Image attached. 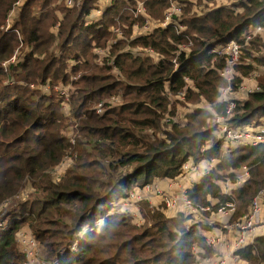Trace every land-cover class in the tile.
Wrapping results in <instances>:
<instances>
[{
  "label": "trees",
  "instance_id": "trees-1",
  "mask_svg": "<svg viewBox=\"0 0 264 264\" xmlns=\"http://www.w3.org/2000/svg\"><path fill=\"white\" fill-rule=\"evenodd\" d=\"M15 1L0 0V27ZM58 1L26 0L12 29L0 33V208L17 199L6 224L0 225V264H194L193 246L204 249L206 258L212 253L203 238L207 224L187 230L183 215L166 219L157 213L149 217L154 226L140 229L128 216L110 211L133 190L177 177L188 160L198 164L216 159L215 168L189 189L188 198L213 211L232 202V220L247 213L254 195L264 188V145L221 150L223 142L214 137L211 118L222 112L217 99L224 81L209 67L211 56L205 53L230 39L239 41L250 25L264 27V0H240L231 6L243 11L239 14L221 7L198 16L186 0L187 6L182 0H116L91 23L87 17L98 0H79L71 9ZM173 1L184 7L185 35L170 26L132 43L152 48L161 61L118 52L130 38L131 25L143 24V16L132 14L136 2H144L147 17L161 21ZM117 23L125 26V39L112 50L113 66L99 64L93 48L106 45ZM186 38L193 43L191 58L174 73L171 59ZM15 52L22 62L4 72L1 63ZM255 62L264 67V59ZM74 76L65 115L61 100L46 96L41 86L48 81L66 85ZM185 77L212 110L192 112L184 124L165 127L157 139L169 108L165 87L179 92ZM258 87L238 102L230 121L233 128L264 119V77ZM110 96H120L121 106L101 116L90 110ZM147 130L153 133L147 136ZM66 157L71 165L55 180L52 171ZM242 167L248 179L225 194L220 183L235 182L233 172ZM19 232L31 234L37 243L33 263L16 242ZM236 256L246 263L264 262V236Z\"/></svg>",
  "mask_w": 264,
  "mask_h": 264
},
{
  "label": "built area",
  "instance_id": "built-area-1",
  "mask_svg": "<svg viewBox=\"0 0 264 264\" xmlns=\"http://www.w3.org/2000/svg\"><path fill=\"white\" fill-rule=\"evenodd\" d=\"M114 1L116 0H111V3L113 4ZM25 2L26 0H16L14 2L10 11L6 15L3 25L0 27V33L9 32L12 29ZM61 2L67 9L78 7L79 5V0H59L57 4H60ZM182 7V4H178L176 2L170 3V6L165 11L162 20L155 21L146 16L144 2H136L135 10L132 11V14L134 18L143 16V24L141 25V23L139 24L138 22H134L131 25L132 37H130L128 44L138 40L139 38L150 36L155 30L166 29L170 26L175 28L177 34L185 35L186 27H183L181 24ZM97 13H99V11ZM197 14L204 15L205 12L198 10ZM94 20L95 18H93L91 22ZM87 21L89 22L90 20ZM56 27H58V25ZM124 28L125 26L119 25L112 27L111 31L114 38L110 39L103 47L95 46L93 48V53L97 57L100 64L113 66V56L111 55L112 50L118 44L116 37L119 38L124 35ZM54 31H56L55 28ZM256 36L264 37V27L250 25L241 34L239 41L231 39L222 45H218L208 53H205L206 57L211 56L208 64L209 67L216 69L218 76L224 81V86L220 88L219 97L217 99V103L222 106V112L219 114L213 113L211 118L214 128L213 135L216 139L223 142L224 149L232 147L235 148L241 145H248L252 147L264 145V123L259 124V126L249 124L240 128H233L230 126V121L236 114L238 102L241 101V99L247 98L249 94L259 91L257 81L259 76L256 72L250 74L246 79H241L240 82H237L236 72L243 53V48L248 44V41L251 40L252 37ZM192 48L193 43L189 38H186L184 42L176 46L174 56L171 59L172 71H174V73L180 72L182 65H185L186 61L191 58ZM120 54H130L134 58H150L154 61V63H158L163 59L162 56L149 47L142 48L139 46L132 47L130 45H126ZM22 60L23 57L20 56L18 52H15L10 60L1 63V68L4 72H8L10 67L17 66L20 62H22ZM116 73L118 74V72ZM76 79L77 76H74L68 84L60 85V87L55 88L54 91L56 96L62 101L63 105H69L73 91V83ZM184 83L183 88L176 93L169 89L168 86L165 87L163 95L169 103V108L166 110L163 118L164 124L171 125L177 123L175 120L177 112L175 111L174 113L173 109H171L172 105H174V103L178 100L182 101L189 89L195 90L194 84L189 78L185 77ZM50 86L51 82L48 81L47 84L42 87L45 94L50 92ZM29 87L35 89L33 84L29 85ZM121 103L122 100L120 97L110 96L106 100L94 105L90 110H92L97 116H101L108 109L121 106ZM190 112L192 111H188V113ZM187 117L188 115L182 117V122L179 124H184ZM217 163L218 161L216 159L206 161L203 163V168L198 170L195 168V164H193L191 160H188L181 167L180 174L177 177L165 180L168 192L161 189L158 184L155 185L154 183H151L149 185H145L142 188L144 198L142 199L133 192L130 193L129 196L123 198L119 206H117V213L124 214L128 217L132 214V221L135 222L138 219V216H135L134 209H137L138 203L148 200V194L152 193L159 197V210L174 212L177 213L176 215H183L186 219L184 225L187 230L196 225L198 226L199 224H207L209 227L216 229L214 220L210 217V221H208L206 215L211 216L217 214L228 218L234 215L235 204L232 202H225L218 209H216V211H213L211 206L195 205L188 198L187 193L194 184H197L206 175H208L215 168ZM241 169L244 170V177L247 178L249 176L247 168L242 167ZM239 183L240 180L236 179V182L232 183L229 179H227L225 182L220 183V187L224 190L225 194H230L231 189L236 186L238 187ZM116 205L117 203H115V206ZM132 205H134L133 209ZM149 208H153L152 205H149ZM103 222L104 220L102 219V222H99L98 224L102 225ZM263 222L264 188L260 189L252 198L248 206L247 213L232 224L231 229L234 233L232 234L230 242H227L223 238V233L221 231H218L217 233L207 232V234H203L206 246L212 249V251L222 252V256L219 257L213 253L211 257H201L200 259V256L205 253L204 250L198 246H193L191 251L196 259L194 264H246V262H243L236 256V253L237 251L252 244L251 241L253 234ZM16 237L18 246L25 252L29 262L33 263L39 251L34 238L31 234L25 232H19ZM72 245L73 248H75L77 242ZM222 249L225 251H222ZM227 259H230V263L227 262Z\"/></svg>",
  "mask_w": 264,
  "mask_h": 264
},
{
  "label": "rangeland",
  "instance_id": "rangeland-1",
  "mask_svg": "<svg viewBox=\"0 0 264 264\" xmlns=\"http://www.w3.org/2000/svg\"><path fill=\"white\" fill-rule=\"evenodd\" d=\"M101 1H103V0H101ZM234 1H236V0H229V3L234 2ZM174 2L175 1H173V3ZM176 3H178V2H176ZM178 4H180V3H178ZM183 8L184 7H182V10H183ZM235 11H237V8L233 12L235 13ZM224 43L225 42L220 43L219 45H222ZM248 45H250V46L248 47ZM217 46L218 45H216L215 48ZM263 59H264V37H260V36L252 37L251 40L248 41V44L243 48V53L241 55L240 63L237 66V69H236L237 70L236 71L237 72V81L240 82L241 79H246L250 75V72L252 70L256 71L259 74V80H261V78L264 77V67L258 65V63H256L255 61L256 60H263ZM246 66H250L251 70L248 71L246 69ZM261 73L263 74L262 76H261ZM60 85H61L60 83H58L57 85H51L50 86V92H48L45 95L46 96H52V95L56 96V93H55L54 90H55V88L60 87ZM42 87H44V86H41V88ZM35 88H36V86H35ZM106 99L107 98H104L101 101H104ZM61 107L63 109L62 112L65 115H69L70 104L69 105H63V103L61 101ZM116 109H118V108H116ZM171 109H173L174 113H175V111L177 112V116H176L175 120H176V122L178 124L182 122V120H181L182 117L187 116V115L190 114V113H188V111H190V110L193 111V112H195L196 110H203V109H207L209 111L212 110L210 105H209V103L205 99V97L204 96H198L197 92L195 90H192V89H189L186 92L185 97H184V99L182 101L181 100L176 101L174 103V105H172ZM163 118L164 117H162L161 122H162V124L164 126L161 129L157 130V133H156L157 139L162 138L161 131H164L165 127H167V126L170 127L171 126L169 124H164L163 123ZM208 123L210 124L209 121H208ZM261 123H264V119H260L257 122L256 121L251 122L250 124L254 125V126H259V124H261ZM75 126L76 125H73V127H69L67 130L72 131ZM67 133H70V132L67 131ZM152 133H153L152 130H147V131H145L144 134L149 136ZM71 161L72 160L70 158L66 157V158H64L62 160V162L58 166L55 167V169L52 171V176L54 177L55 180L59 179L61 177V175L63 174V172H65V170L70 167ZM195 168L200 170V169L203 168V165L201 163L195 164ZM233 174H234V176H235V178L237 180H240V183H239L238 187L243 186L245 181L248 179V177L247 178L244 177V170H242V169L234 171ZM133 193L138 195V196H140L142 199L144 198V193L142 192L141 188L140 189L139 188L135 189L133 191ZM16 204H17V199L16 200H12V201H8L6 204L2 205V207L0 208V223H1L0 225L1 226H4L6 224L7 217H8V215L11 214L12 210H15ZM117 210H118V207L117 206H113V209L110 211V214L111 215L116 214ZM137 210H138L137 211L138 219L134 223H131L132 226H134L136 228L143 229L144 227L151 228L152 226L155 225L153 223L155 221H150L149 217H151L153 215H157V211H155L154 209H149L147 205H144L143 207L138 205ZM129 220L132 221V214L129 215ZM99 222L101 223L102 219ZM99 222L96 223V231L99 230V226L101 225V224H98ZM40 249H41V247H40ZM212 254H213V251H212V253H208L206 258L211 256ZM57 264H60V263L58 262ZM246 264H252V263H246ZM253 264H264V262L253 263Z\"/></svg>",
  "mask_w": 264,
  "mask_h": 264
},
{
  "label": "crops",
  "instance_id": "crops-1",
  "mask_svg": "<svg viewBox=\"0 0 264 264\" xmlns=\"http://www.w3.org/2000/svg\"><path fill=\"white\" fill-rule=\"evenodd\" d=\"M150 1H158V0H150ZM185 0H182L181 2L184 3L186 6L187 4L184 2ZM190 3V7H191V13L192 14H195L198 16L197 14V11H204L205 14L208 13L209 11H212L214 9H217V8H221V7H228L230 8L232 11H234L236 9V7H231L232 5L236 4V3H239L240 0H236L234 2H231L229 3V0H186ZM111 0H98L96 4H94V8L90 11L88 17H87V20H90L89 23H91V20L93 18H95L94 21H98L102 18V16L105 14L106 10L109 9L111 7ZM99 11V13H97ZM183 11V10H182ZM243 11H241L240 8H237V11H235V14H239ZM151 19V18H150ZM181 19H184V16H183V13H182V17ZM154 20V19H153ZM157 21V20H155ZM123 26L119 23H117V26ZM131 30V33H130V37H132V29ZM114 36L112 35V38L113 39ZM125 36L122 35V37H116V40L118 41V44L115 46V47H119V42L121 40H124ZM130 39V38H129ZM129 39L127 40L126 44L122 47V49H120L118 52H122L123 48L126 46V45H130L132 47H136L137 45L133 46L132 43L138 41H133V42H130L129 43ZM110 40V39H109ZM140 47V46H139ZM130 55V54H129ZM96 60H97V57H96ZM98 62V60H97ZM99 63V62H98ZM100 64V63H99ZM243 100V99H241ZM193 112V111H192ZM190 112V114L192 113ZM189 114V115H190ZM169 127L167 126V129ZM223 151H225L226 149H224V147L222 146L221 148ZM203 165V163H201ZM165 180L167 179H157V180H154L153 183L155 185L158 184V186L163 189L164 191L168 192L167 191V187H166V182ZM235 182H236V178H235ZM234 183V182H232ZM236 187L232 188L231 191H233L234 189H236ZM134 191V190H133ZM132 191V192H133ZM222 191L224 192V190L222 189ZM230 191V192H231ZM131 192V193H132ZM149 197H148V200H145V201H142L140 203H138L139 206L143 207L144 205H147L148 208H149V205H152L153 208H149V209H154L155 211H157V213H160L162 214L166 219H174L177 215V213H174V212H169V211H161L159 210V205H160V201H159V197L156 196L155 194H148ZM122 201V200H121ZM121 201H118L117 202V205L116 206H119L120 202ZM212 202V201H211ZM134 208V205H132V209ZM134 212H135V216H138L137 214V209H134ZM207 220L210 221V217L214 220L215 222V226H216V229H213L211 227L208 228V231H206L204 234H207V232L209 233H217L218 231H221L223 233V238L227 241V242H230L231 238H232V234L234 233L231 229V226L232 224L236 221V220H232V216L228 217V218H225V217H222V216H219L217 214L215 215H207ZM131 223H134L133 221H131ZM134 225V224H133ZM264 236V222L262 223V225L256 229V231L254 232L253 234V238H252V241L253 242L256 238H259V237H262ZM202 249V248H201ZM204 250V249H203ZM222 251H225L222 249ZM213 253H215L217 256H222V252L220 251H213ZM202 255V254H201ZM213 255V254H212ZM202 256H200V259H201ZM196 260V259H195ZM227 262L230 263V259H227Z\"/></svg>",
  "mask_w": 264,
  "mask_h": 264
}]
</instances>
